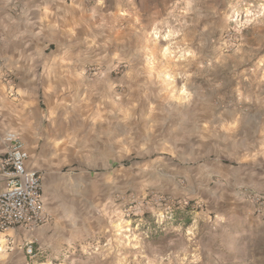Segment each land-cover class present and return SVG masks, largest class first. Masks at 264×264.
Returning <instances> with one entry per match:
<instances>
[{"label": "rangeland", "instance_id": "1", "mask_svg": "<svg viewBox=\"0 0 264 264\" xmlns=\"http://www.w3.org/2000/svg\"><path fill=\"white\" fill-rule=\"evenodd\" d=\"M18 88L41 101L51 221L0 235V264H264V192L194 180L210 156L241 165L222 147L234 121L264 152V0H0L14 128Z\"/></svg>", "mask_w": 264, "mask_h": 264}, {"label": "crops", "instance_id": "2", "mask_svg": "<svg viewBox=\"0 0 264 264\" xmlns=\"http://www.w3.org/2000/svg\"><path fill=\"white\" fill-rule=\"evenodd\" d=\"M23 52L26 53V58L21 61H35V59H33L35 51L31 47H25ZM43 57L42 55L40 56V61H48V59L46 58L45 60H43ZM49 62L46 63L47 67H49L50 64L52 66H57L59 64V61L57 59ZM44 72V74H47V69H45ZM52 74L55 75L56 73L53 72ZM31 75H35V73L32 72ZM34 89L35 88H32V90H30L29 88L17 89V93L20 94V98L22 99L23 103L21 108L19 106L13 108L12 114L15 116V118H19L18 121L21 122V127L17 126V128H14L12 127V125L6 123V119H8L7 116L9 115L8 105L5 100L0 103V112L3 114V121L0 123V152H5V149L7 147L6 144L1 140L2 135H4L8 131L16 132L21 135L30 154L28 167L31 170L42 172L43 168L47 166L46 156L44 155L45 149L40 144L38 138L31 137L30 134V132H32L33 130V127L38 126L40 124V121H42L41 101L39 98H36V92ZM9 94H13V92L11 91ZM17 96L15 99H19V97ZM25 98L27 99L24 100ZM29 106H32L30 108L33 113L32 117H28L29 110L24 108H28ZM231 126V130L229 128L225 131V139L222 147L224 151L226 153H229L231 156L239 157L241 165H233L230 161L226 160L222 156L218 157L216 155L214 159H211L210 156V160H207L202 165V171L199 175H197L198 177H195L194 180H198V178L201 180V190L204 189L202 193H207L210 195H218L221 193L222 197H226L228 195L229 200L233 201L237 198H244L245 191L250 192L252 190H259L264 192V172H259L256 170V167L260 165V163L262 164L264 162V159H258L260 154L259 152H262V146H260L261 151L259 152L258 150H255L256 147L245 146L250 141H255L257 137V134H255V129L253 127L250 128L246 124H243L241 120L234 121V124L232 123ZM197 136L200 140H206L203 137L202 133H199ZM259 141L260 143L263 142L264 138L260 136ZM220 145L221 144L219 143L211 144L207 147L201 145L200 148L202 152L207 151L209 153H214V151L217 150L220 152H224L222 147H219ZM262 154L264 155V152H262ZM42 180L44 182L43 196L47 205V203L50 202V199H48L47 195V183L45 182L44 174ZM191 181H193V178ZM229 196L232 197L230 198ZM215 199L218 200L219 196H216ZM22 231L33 235L37 230L34 232H28L24 229H15L0 235L7 236L10 234H15L17 232L22 234Z\"/></svg>", "mask_w": 264, "mask_h": 264}, {"label": "built area", "instance_id": "3", "mask_svg": "<svg viewBox=\"0 0 264 264\" xmlns=\"http://www.w3.org/2000/svg\"><path fill=\"white\" fill-rule=\"evenodd\" d=\"M1 140L7 147L0 152V234L15 229L34 232L51 221L42 176L28 167L30 154L20 134L8 131ZM27 252L34 254L32 244Z\"/></svg>", "mask_w": 264, "mask_h": 264}, {"label": "bare ground", "instance_id": "4", "mask_svg": "<svg viewBox=\"0 0 264 264\" xmlns=\"http://www.w3.org/2000/svg\"><path fill=\"white\" fill-rule=\"evenodd\" d=\"M2 242H4V241H2Z\"/></svg>", "mask_w": 264, "mask_h": 264}]
</instances>
